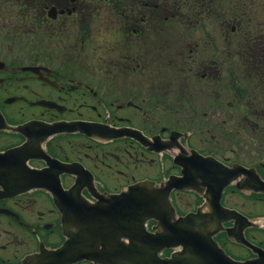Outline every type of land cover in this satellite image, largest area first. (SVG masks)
I'll return each instance as SVG.
<instances>
[{"label": "flooded vegetation", "instance_id": "af4514ba", "mask_svg": "<svg viewBox=\"0 0 264 264\" xmlns=\"http://www.w3.org/2000/svg\"><path fill=\"white\" fill-rule=\"evenodd\" d=\"M235 1V13L231 0H16L0 12V264H96L65 253L55 198L94 203V193L182 176L170 145L243 165L230 123L243 108L216 103L231 98V52H243V0ZM262 39L248 48L264 50ZM256 168L264 178V162ZM229 192L240 202L229 204ZM172 195L179 216L204 203L194 192ZM181 195L197 200L183 209ZM223 197L247 218L239 240L224 230L214 237L227 264L257 258L247 243L264 249V193L233 185Z\"/></svg>", "mask_w": 264, "mask_h": 264}, {"label": "rangeland", "instance_id": "374dc122", "mask_svg": "<svg viewBox=\"0 0 264 264\" xmlns=\"http://www.w3.org/2000/svg\"><path fill=\"white\" fill-rule=\"evenodd\" d=\"M260 116L264 118V114ZM247 136L250 138L249 140H247ZM253 136H260V134H253ZM253 136L247 130V127L243 128V139H246V141H243V159L249 163L264 162V144H260L259 142H261V139H254ZM234 148L240 151L238 147Z\"/></svg>", "mask_w": 264, "mask_h": 264}, {"label": "water", "instance_id": "95a60500", "mask_svg": "<svg viewBox=\"0 0 264 264\" xmlns=\"http://www.w3.org/2000/svg\"><path fill=\"white\" fill-rule=\"evenodd\" d=\"M196 200L197 199L194 195H181L177 198V201L180 203V205L182 206L183 209L188 204H194L196 202ZM227 202L229 204H236L237 202H240V195L231 194L229 192ZM245 202H247V200L243 197V206H244ZM126 262L130 263V264H139L140 260L138 258H132V259L126 260ZM127 263H125V264H127Z\"/></svg>", "mask_w": 264, "mask_h": 264}, {"label": "trees", "instance_id": "16d2710c", "mask_svg": "<svg viewBox=\"0 0 264 264\" xmlns=\"http://www.w3.org/2000/svg\"><path fill=\"white\" fill-rule=\"evenodd\" d=\"M244 59H258V57L255 54H252L251 56H249V55L244 56L243 55V61H244Z\"/></svg>", "mask_w": 264, "mask_h": 264}]
</instances>
